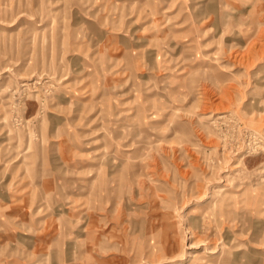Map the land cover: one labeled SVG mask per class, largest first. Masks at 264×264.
Listing matches in <instances>:
<instances>
[{
  "label": "rangeland",
  "instance_id": "1",
  "mask_svg": "<svg viewBox=\"0 0 264 264\" xmlns=\"http://www.w3.org/2000/svg\"><path fill=\"white\" fill-rule=\"evenodd\" d=\"M0 100V264H264V0H0Z\"/></svg>",
  "mask_w": 264,
  "mask_h": 264
},
{
  "label": "crops",
  "instance_id": "2",
  "mask_svg": "<svg viewBox=\"0 0 264 264\" xmlns=\"http://www.w3.org/2000/svg\"><path fill=\"white\" fill-rule=\"evenodd\" d=\"M19 176H18L19 182L17 183L18 186L14 187V189L10 192V194L8 195V200H7V201H10L12 203V206H14V208L20 207L19 209H20V212L22 213L21 219H13L11 226L14 227V229L17 226L23 225L25 220L30 221L29 216L37 213V210L39 209V207H38L39 202H37V201H42L47 196L45 189L40 191V193L36 194L35 190L32 189V187H30V185H31L30 181L26 180L25 176L22 174H19ZM22 180L23 181L25 180V182L23 184H21ZM36 203H38V204H36ZM3 204H4V199H0V209H3ZM71 212H73V211H71ZM50 214H51V216H49V217L44 215L42 218L36 219V221H37L36 228L40 231V233L41 232L44 233V237H42V238L35 237L33 240L34 243L25 244L23 246V250H31L36 255V252L39 250H47L48 248L50 249L51 243H52V228L53 227H57V228L60 227L61 228V234L69 236V234L72 232V229L69 228L70 223L74 224L75 218H79V211H76V214H73V213L69 214V209H67V211L61 212V214L58 216V217H60L59 218L60 222L57 221V218H58L57 215L53 214V216L55 215L54 217H55V221L58 223L57 224V223H53L52 213H50ZM67 214H69V215L67 216ZM27 228L29 229V225ZM13 233L14 232L9 227H6L2 232H0V237H3L0 239V241L1 240L3 241L4 237H7V238L13 237ZM9 234H11V235H9ZM5 235H7V236H5ZM18 242H20V241H18ZM22 244L23 243H19L18 245H22ZM32 260L33 259L31 258L28 260V262L29 261L31 262ZM10 261H12V263H6V264H23L22 262L17 261L15 259L10 260ZM6 262H9V261L6 260ZM2 264H5V261Z\"/></svg>",
  "mask_w": 264,
  "mask_h": 264
},
{
  "label": "bare ground",
  "instance_id": "3",
  "mask_svg": "<svg viewBox=\"0 0 264 264\" xmlns=\"http://www.w3.org/2000/svg\"><path fill=\"white\" fill-rule=\"evenodd\" d=\"M252 41V40H251ZM0 107H3V101H1L0 100ZM219 117H221L220 115H219ZM227 197V199L228 200H231L235 195L234 194H228V195H226ZM101 199H103V198H101ZM228 200L226 201V202H228ZM226 205H228V203L226 204ZM223 206H225L224 204H223ZM222 208V207H221ZM226 210V209H225ZM227 213H228V211H226ZM84 220V219H83ZM162 235H163V233H162ZM161 235V236H162ZM163 249H164V247H163ZM256 257V256H255Z\"/></svg>",
  "mask_w": 264,
  "mask_h": 264
}]
</instances>
